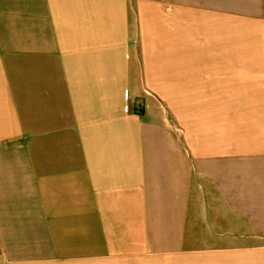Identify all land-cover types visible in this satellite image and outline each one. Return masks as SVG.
Masks as SVG:
<instances>
[{
    "label": "crops",
    "instance_id": "crops-1",
    "mask_svg": "<svg viewBox=\"0 0 264 264\" xmlns=\"http://www.w3.org/2000/svg\"><path fill=\"white\" fill-rule=\"evenodd\" d=\"M0 264H264V0H0Z\"/></svg>",
    "mask_w": 264,
    "mask_h": 264
}]
</instances>
